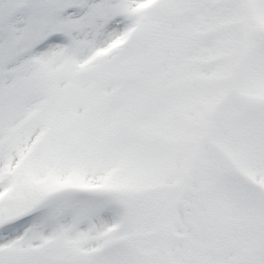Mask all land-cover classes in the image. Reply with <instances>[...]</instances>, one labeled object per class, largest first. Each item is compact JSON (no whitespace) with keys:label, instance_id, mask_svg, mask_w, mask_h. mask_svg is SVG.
I'll return each instance as SVG.
<instances>
[{"label":"snow or ice","instance_id":"6c2138e0","mask_svg":"<svg viewBox=\"0 0 264 264\" xmlns=\"http://www.w3.org/2000/svg\"><path fill=\"white\" fill-rule=\"evenodd\" d=\"M0 264H264V0H0Z\"/></svg>","mask_w":264,"mask_h":264}]
</instances>
